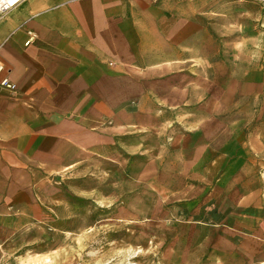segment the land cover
<instances>
[{
    "label": "rangeland",
    "instance_id": "obj_1",
    "mask_svg": "<svg viewBox=\"0 0 264 264\" xmlns=\"http://www.w3.org/2000/svg\"><path fill=\"white\" fill-rule=\"evenodd\" d=\"M221 1L251 4L256 20L254 31L247 20L224 25L219 89L214 71L207 79L200 71L205 24L197 13L186 41L188 69L172 77L180 87L175 98L186 103L159 107L172 120L129 136L133 147L115 151L112 161L97 157L44 180L36 189L45 215L2 220L0 264H264V206L243 197L248 189L264 197L263 166L247 165L248 155L236 148L263 124L264 88L247 100L243 82L247 69L263 61L264 0ZM223 12L247 14L226 5ZM208 30L216 33L214 25ZM249 33L255 40H232ZM210 38L208 54L215 55ZM252 79L262 83L263 75ZM151 109L145 106V113ZM222 145L227 153L216 152ZM216 155L224 159L220 169L212 163Z\"/></svg>",
    "mask_w": 264,
    "mask_h": 264
},
{
    "label": "crops",
    "instance_id": "obj_2",
    "mask_svg": "<svg viewBox=\"0 0 264 264\" xmlns=\"http://www.w3.org/2000/svg\"><path fill=\"white\" fill-rule=\"evenodd\" d=\"M225 5L247 14L225 16ZM255 8L221 0H23L0 15V61L17 89L0 88V224L42 217L36 187L44 180L82 169L97 157L112 161L115 151L133 147L129 136L159 130L172 120L173 113H160L159 107L186 103L175 98L180 87L172 77L188 69L186 41L197 13L205 24L200 26L205 43L200 71L206 79L209 69L215 72L218 90L223 27L247 20L254 31ZM209 24L216 33L209 34ZM28 32L33 33L30 44ZM213 36L215 55H209ZM240 37L255 40L254 33L234 34L232 40ZM258 65L247 69V100L264 88V56ZM256 75H263L262 83L252 79ZM215 100L220 105L218 93ZM147 105L152 109L145 113ZM225 148L218 146L216 152L227 153ZM236 148L248 155L247 165H262L264 175V118L248 133L246 145ZM212 163L220 169L222 155ZM243 197L264 206L256 189Z\"/></svg>",
    "mask_w": 264,
    "mask_h": 264
},
{
    "label": "built area",
    "instance_id": "obj_3",
    "mask_svg": "<svg viewBox=\"0 0 264 264\" xmlns=\"http://www.w3.org/2000/svg\"><path fill=\"white\" fill-rule=\"evenodd\" d=\"M18 3L15 5H9L8 3H3L2 0H0V15L7 12L9 9L13 8L14 6L18 5L23 0H17ZM28 35L30 36L27 44H30L33 40V33L28 32ZM0 88L4 91H7L9 93H16V85L10 81L8 77V71L6 70L3 63L0 61Z\"/></svg>",
    "mask_w": 264,
    "mask_h": 264
},
{
    "label": "bare ground",
    "instance_id": "obj_4",
    "mask_svg": "<svg viewBox=\"0 0 264 264\" xmlns=\"http://www.w3.org/2000/svg\"><path fill=\"white\" fill-rule=\"evenodd\" d=\"M3 1V3H8L9 5H15L16 3H18V1L17 0H15V2L14 3H10L9 2V0H2Z\"/></svg>",
    "mask_w": 264,
    "mask_h": 264
},
{
    "label": "clouds",
    "instance_id": "obj_5",
    "mask_svg": "<svg viewBox=\"0 0 264 264\" xmlns=\"http://www.w3.org/2000/svg\"><path fill=\"white\" fill-rule=\"evenodd\" d=\"M9 2H10V3H14V2H15V0H9Z\"/></svg>",
    "mask_w": 264,
    "mask_h": 264
}]
</instances>
